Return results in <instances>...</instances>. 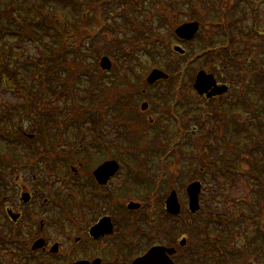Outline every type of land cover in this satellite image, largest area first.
<instances>
[{
	"label": "rangeland",
	"instance_id": "obj_1",
	"mask_svg": "<svg viewBox=\"0 0 264 264\" xmlns=\"http://www.w3.org/2000/svg\"><path fill=\"white\" fill-rule=\"evenodd\" d=\"M8 1L0 0V10L4 11L9 8ZM16 1L21 7L12 15L15 22H10L0 16V55L6 62L2 68H13L16 79L11 78L13 82L17 81L16 86L18 82L26 83V89L28 87L34 97L38 98V102L36 106H32L33 100L24 97L26 95L24 88L19 89L20 93L4 87L0 81V111L3 112V117H0V130L4 132L3 135L9 136L5 140L0 138V155L7 153V158L4 159L9 160L0 164V187L1 185L7 186L8 172L15 159H63L64 157L71 159H152L150 161L155 165L158 164V160L161 164L165 159L162 164L164 173L161 183H166L167 188L169 184H172L171 188L176 189L178 198L183 204L181 218L172 220L175 222L174 229L178 243L185 240L181 237L182 235L189 242L186 233L189 213L186 206L185 187L192 181L201 180L202 182L203 193L200 195V203L203 206L202 218H207L209 210L218 216H223L228 222L230 219H235L234 224L229 223V226H234L232 236H229V231H224L223 225L219 223L205 227L206 235L202 237L209 238L208 242L203 238L204 241L200 243L202 245L200 247L205 252L203 256L197 255V264L225 263L220 260L224 257L219 254L226 253V251L222 250L223 247L220 251L215 248L219 236L224 235L221 238L223 243L231 244L235 241L231 245L233 251H238V245L243 242L250 248V238L255 239L258 244L255 224L258 221L262 228V230L259 229V234L264 235V204L262 214L257 219L255 216L249 217V213L243 210L249 211L245 209V201L255 203L251 188L256 182L251 178L259 173L258 176L264 179V174L256 170V164L261 165L262 163V155L259 152L251 154L248 152V147L254 139L256 140L255 135L258 132L259 123L257 120L254 123L252 114L246 108L249 103L257 113L261 100L255 92V85L252 84L249 88L248 99L244 101L246 104L244 105L239 99L235 103L236 98L241 96L242 87H245L242 72L237 73L234 82L226 78L221 79L235 85L232 97L230 95L231 98L221 104L209 103L208 105V108L211 104L214 108L217 104H220L219 108L222 105L221 108H224L228 115L226 117L231 121L227 129L229 132H225L226 140L239 149L236 150L238 156L235 161L227 159V164L232 163L237 166L225 170L224 163L219 161L220 169L227 172L225 174L227 179L224 173L221 175V171H218L213 178L206 170L202 175V171L197 169L199 161L206 162L207 159H215L220 154L223 156L220 149L221 144L218 145L213 138L215 132L213 120L207 116L206 124L202 123L204 121L202 118L207 114L205 101L200 99L193 89L196 73L200 70L212 73L213 69L209 61L204 62L206 58H196L195 55L209 46L210 42L212 45L219 43L218 46H220L222 41L221 37L214 34L216 28L210 26L211 21L208 20L214 19L211 13L218 0H136V2L135 0H93L100 4L102 2V8L98 7L96 12L87 11L86 3L82 0H79L80 8L77 11L73 9L72 2L65 4L58 0H12V2ZM22 6H25V9L29 8L30 18L37 17L39 13L52 15L62 30H66L71 35L76 34L75 36L81 42V51L86 54L82 57V63L97 65L101 72L98 75L100 80L91 92V100L88 96L91 95L88 94L90 81L83 77L74 80L72 87L61 86L56 80L45 82L40 77H35L36 75L32 76L31 66L23 67L28 56L34 59L40 58L42 52L48 49V45H55L56 39L55 33L42 29L40 18L30 23L29 20H23ZM37 6L44 7L46 10L39 11ZM163 7L173 12L176 17L175 26L184 22L197 21L199 23L196 37L178 45L184 49L183 55L172 50L177 42L173 40L172 32H169L172 29L161 17ZM95 13L100 15L97 17L99 25L93 21V18H96ZM123 13L127 20L124 19ZM84 14L86 17L83 19ZM231 16L238 20L239 24L235 27L233 19L226 17L225 24L229 32L235 36L230 51L234 50L236 54H240L236 62L243 66L245 59L250 57L256 49V44L262 41V36H264V0H240L235 10H232ZM23 21L27 22L34 32H37V36H40L37 37L38 39L32 41L27 37L21 38L6 33L8 30L20 29L19 24ZM133 21L139 25L140 31L147 32V29L149 35L155 38L154 59L143 50L136 52L133 58L127 57L129 55L126 57L119 55L118 46L125 45L123 47L126 48L128 39H133L136 34L133 31L135 27ZM75 23L80 24L81 28L74 27ZM76 30L81 32L76 33ZM139 38L129 43L142 46L143 42ZM251 49L254 50L251 51ZM90 52H95V60L89 55ZM102 56L110 59L109 70L102 71L99 68V60ZM190 58L196 60L187 65L186 61L189 62ZM129 59L132 60L129 61ZM185 59L187 60L184 61ZM46 66L50 68L52 65L47 64ZM144 66L162 70L168 78L154 84H147L145 78L151 69H148L147 74L142 77L136 76L137 71L130 72L128 69V67L136 69ZM227 70L236 74L235 67H228ZM5 72L8 75L10 70H5ZM177 72L180 73L177 74ZM212 74L216 77V74ZM244 77L254 79L252 71L248 68L245 69ZM179 81L181 86L178 84ZM15 84L9 83L10 87H14ZM102 88H106L105 94H97ZM62 91L65 93L61 94ZM124 96H127L125 105H123ZM174 97L177 99L174 113L181 125L171 120L167 113V107ZM142 102L148 107L145 114L141 113ZM74 103L84 111L82 116L74 117L70 114V107ZM231 103L235 104L230 107ZM120 105H122V110L118 112L117 108ZM244 119L252 120L246 130H242L238 124ZM110 120L112 128L109 126ZM18 129L33 136L25 137ZM261 140L264 143V138ZM162 189L159 196L161 199L169 193L168 190ZM131 195H134L129 196L131 198H140L136 194ZM141 197L147 201L143 198L144 195ZM160 207H163L162 200ZM254 207L255 205H251V210ZM258 209L256 208L255 211L257 212ZM160 217L166 219L162 209ZM0 223V232L4 231L8 234L1 220ZM9 243L0 241V264H14L15 261L17 264L16 254L14 255L10 250L14 245ZM211 255L215 257L214 262H212ZM226 258L229 257L226 256Z\"/></svg>",
	"mask_w": 264,
	"mask_h": 264
},
{
	"label": "flooded vegetation",
	"instance_id": "obj_2",
	"mask_svg": "<svg viewBox=\"0 0 264 264\" xmlns=\"http://www.w3.org/2000/svg\"><path fill=\"white\" fill-rule=\"evenodd\" d=\"M173 40L175 45L190 41ZM216 78L227 91L210 98L198 95L207 109L203 124L208 115H214L208 110L209 103L221 104L234 93V84ZM123 98L125 105L127 96ZM176 100L172 99L167 113L181 125L174 113ZM221 107L217 104V112L225 113ZM147 108L142 102L141 113L145 114ZM117 109L120 112L122 105ZM109 126L112 128L111 120ZM150 160H13L7 186L0 187V220L8 230V234L0 232V241L14 245L10 250L16 254L17 264H133L157 246L174 248L175 252L168 255L174 264H192L193 252L187 239L181 245L175 236L172 220L177 216L166 210L169 194L175 191L177 198L178 194L172 184L167 188L161 183L165 159L161 164L158 160L157 165ZM162 188L169 192L163 199L159 198ZM131 194L140 198H131ZM185 196L188 202L186 191ZM161 209L166 219H161ZM191 217L189 214V225ZM256 238L258 244L249 239L250 248L243 242L238 251L221 252L224 259L220 260L225 261L223 264H264V235Z\"/></svg>",
	"mask_w": 264,
	"mask_h": 264
},
{
	"label": "trees",
	"instance_id": "obj_3",
	"mask_svg": "<svg viewBox=\"0 0 264 264\" xmlns=\"http://www.w3.org/2000/svg\"><path fill=\"white\" fill-rule=\"evenodd\" d=\"M3 1V0H2ZM45 1V0H44ZM62 3L68 4L70 2L73 3V9L75 11H77L80 6H79V0H58ZM86 3L87 6V11H93L96 12V9L99 7L102 8V2L101 4L98 2L96 3L93 0H82ZM138 1V0H137ZM240 0H218L217 5L214 7V10L211 13V16L213 15L214 19H208L210 22V26L215 27L216 31H214V34L221 37L222 41L220 43V46L217 45H212L211 42L209 43V46H206L204 49H202L199 53V57H201L203 59L206 58L204 60V62L206 63L207 61H209L211 63L212 66V73L216 74V76L218 77H222V78H226L228 81L230 82H234V80L237 78V73L239 74V72H242L241 76L242 81L244 83L243 86H245L244 88L242 87L241 89V96L239 97V100L241 102L244 103V105L246 104L244 101L248 99V94H249V88L255 85V92L256 94L260 97L261 103L259 105V109H257V113L254 111V108L252 105H250L248 103V106L246 108H248V110L251 112V117L252 120H254L256 123H259L257 128H258V132L255 135L256 140L254 139V142L248 147V152L251 154L253 152H259L262 155V163L261 165L256 164L257 167V171L261 172L264 174V143H262V138H264V36H262V41L258 42L256 45V49H251L252 54L250 55V57L246 58V62L243 64V66H241L240 63L236 62L237 61V57L240 54H236L234 50L230 51V46L231 44H234L233 39H235V36L232 35L229 30H228V26L225 24L226 22V17L233 19V17L231 16L232 10H235V7L237 6L238 2ZM19 2H12V0L8 1L9 4V8H7L6 10L2 11L0 10V16L5 17L6 19L10 20V22H15L12 15L14 13L15 10H19L20 9V4H18ZM81 4V3H80ZM99 4V5H98ZM23 10V20H29L30 22H33V20H36V18H40V22L42 24V29L43 30H47V32H51V33H55V45L51 46L48 45V49H46L45 52H42V55L40 58L38 59H34L31 56H28V59L26 61H24V68H28L29 66H31L32 69V76L35 77H40L43 81L45 82H50L53 80L57 81V84L61 85V86H69L72 87L74 80L76 79H80V78H85L86 80L90 81V88L88 89V95L90 96L89 99H92V91L94 90V87L96 86V84H98L100 78L98 75H100V70L97 68V65H86L84 63H82V57L85 54V52L81 51V42H79L80 40H78L77 36H75L76 34H68L66 30H62V28H60V26L56 23V21L54 20V16H48L45 13H39L36 16L37 17H31L29 15V8L25 9V6H22ZM100 8V9H101ZM37 9L39 11H43L46 10L44 7H40L37 6ZM141 13H143V11L139 10ZM94 16L96 18H93V21L99 25V21L97 20V17L100 16L97 13L94 14ZM86 17V14H84L83 19ZM123 17L125 20L126 17L123 14ZM161 17L165 20V23L169 25L170 29L173 28V26H175V18L174 14L172 11L169 10V8L167 7H163V12L161 14ZM207 19V17H205ZM131 20V19H130ZM129 20V21H130ZM213 20V21H212ZM233 23L235 25V27L239 24V21L236 19H233ZM21 26L20 29H14V30H8L6 31V33L8 35H17L21 38L27 37L29 40L35 41V39H38L37 37V32H34L32 30V28H29V25L27 24V22H24L22 24H19ZM133 25L135 26L133 31L135 34L133 39H128L127 42V50L126 48H124L123 46L125 45H119L118 49H119V55L123 56V57H129V58H133V56L135 55L136 52L143 50L145 52H147L151 58H155L154 55V43H155V38L151 35H149V31L146 29L147 32L144 31H140L139 29V25H137L136 23H134L133 21ZM75 26H79V28H81L80 24H74ZM143 29V28H142ZM137 31V32H136ZM77 32H81L79 30L75 31ZM170 32H172V30H170ZM259 36L260 34L257 33ZM40 37V36H39ZM137 37H140L139 40H142L143 45L142 46H138L136 44L131 45L129 42L134 41L137 39ZM75 38V39H74ZM77 38V39H76ZM162 40V39H160ZM145 41V42H144ZM142 42H135V43H142ZM219 42V41H218ZM131 45V46H130ZM130 46V47H129ZM153 46V47H152ZM225 46V47H224ZM93 52V51H91ZM89 53L90 56L93 57V59H96L95 56V52L94 53ZM239 52V51H238ZM241 52V51H240ZM234 53V54H233ZM242 53V52H241ZM132 59H129V61ZM6 62H4V57L2 58V56L0 55V81L2 83V85L8 88L13 89L14 91H18L21 93V90L24 88V93L26 95H24L25 98H31V100H33L32 106H36V103L38 102V98L34 97V95L28 90V87L26 89V83L23 82H18L16 86L15 82H13V80L11 78L15 79V70L12 69H4L2 68V66L5 65ZM47 64L52 65L50 68H47L48 66H46ZM129 66H131L130 64H128ZM156 66V65H155ZM228 67H235V72L236 74L234 75L233 73H231L229 70H227ZM245 67V68H243ZM47 68V69H46ZM248 68L252 71V75L254 76V79L252 80L251 77H244L245 76V69ZM130 72L133 71H137L136 72V76H145V74H147V70L151 69L144 66L141 68H132V67H128ZM186 69V68H185ZM184 69V70H185ZM5 70H10V73H8V75L6 74ZM183 72V71H182ZM181 72V75L183 74ZM61 73V74H58ZM180 72H177V74ZM176 74V75H177ZM58 75V76H57ZM247 78V79H245ZM245 79V80H244ZM12 82L14 85V87H10L9 83ZM68 87V88H69ZM19 89H21L19 91ZM32 89V87H31ZM28 90V91H27ZM33 90V89H32ZM34 91V90H33ZM106 91V88H102L97 94H105L104 92ZM252 91V90H251ZM23 92V91H22ZM65 93V92H64ZM63 91L61 92V94H64ZM27 96V97H26ZM40 100V98H39ZM26 101V100H25ZM96 101H99V99H96ZM232 105L230 107H232L234 105V103H231ZM93 106V105H92ZM220 106V104L218 105ZM217 107L214 108V105H210L209 109L210 112H212L214 115H212L211 119L213 120L214 123V140L218 143V145L221 146V152L223 153V156L220 154L218 156L215 157V159H207L206 162L204 161H199L200 164H198L197 169L201 170L204 168H207L208 172L212 175L213 178H215L216 174L218 171H221V175L222 173H224V177H226L225 174H227V172L225 170L228 169H232L235 165L232 163H228L227 164V159H234L233 161H235V158H237L238 156V152L236 151L237 147L232 146V144L226 140V136H225V132H229L227 131V129L229 128V125L231 123V121H229V118L226 117L228 115H226V113H219L216 110ZM87 110H89V108H85ZM86 110V111H87ZM2 110L0 111V117L2 116ZM70 114L75 116H82L84 114V111L80 109V106L77 105L76 103H74V105H71L70 107ZM210 115H208L209 117ZM257 118V119H256ZM250 119H244V121H242L241 123L238 122V124L240 125L242 130H246L247 126L250 125L251 121ZM227 126V127H226ZM1 129V128H0ZM3 130V129H2ZM18 131L20 132V134H22V129H18ZM24 132V131H23ZM3 131L0 130V138L2 140L8 139V137H6L5 135H3ZM250 134V132H249ZM222 141V142H221ZM223 143V144H222ZM236 151V152H235ZM7 158V153H5L4 155H0V164L3 161H9L8 159H4ZM219 161H222V163H224L223 168H225V172L222 171V169H220V165H219ZM237 166V164H236ZM235 166V167H236ZM255 167V168H256ZM259 173H256L255 176H253L251 179H253L256 183L254 184V186L251 188L252 191V195H253V200L255 201V203L249 202V201H245L246 206L245 209L249 210V211H245L244 212H248L249 213V217H256L260 218L261 214H262V206L264 204V179L260 176H258ZM228 177H226L227 179ZM257 202V204H256ZM244 204V203H243ZM251 205H255L254 209L251 210ZM256 208H259L258 211L256 212ZM202 212L203 209L201 208L200 211H198L197 213L193 214L191 217V224L189 225L187 223L188 229H187V234H188V244H190L193 255H192V264H197V258L199 255L203 256L205 250L202 249L200 246V243H202V240L204 237V235H206V228L205 227H210V225H216L217 223L223 225L224 227V231H229V236H232L233 234V227L234 226H229V223L234 224L235 220L233 221L232 219H230V222H219L217 217L215 216L216 213H213L212 211H207L208 215L207 218L204 219L202 218ZM256 212V214H255ZM255 214V215H253ZM251 217V218H252ZM257 224V225H256ZM255 224V232H256V236H263L262 234H259V229L262 230V228L260 227V225L258 224V221ZM227 228V229H225ZM257 229V231H256ZM223 230V228H222ZM260 230V231H261ZM223 236H219L218 239L216 240V245L215 248L219 249V251L221 250V248L223 247L222 250H226L227 252L229 251H233V249L231 248V245L233 243H229V242H224L221 241ZM208 238H204V240H206L208 242ZM203 240V241H204ZM208 252V251H207ZM206 254V253H205ZM207 256V255H205ZM215 261V258L212 260V262Z\"/></svg>",
	"mask_w": 264,
	"mask_h": 264
},
{
	"label": "water",
	"instance_id": "obj_4",
	"mask_svg": "<svg viewBox=\"0 0 264 264\" xmlns=\"http://www.w3.org/2000/svg\"><path fill=\"white\" fill-rule=\"evenodd\" d=\"M199 29V23L196 21L187 22L179 25L175 29V33L182 39H190L195 36ZM174 49L180 53L184 51L176 46ZM99 67L102 70H109L111 67V61L107 56L100 58ZM168 75L162 70L157 68L152 69L147 75L146 82L152 84L157 80L167 79ZM194 89L199 95L206 94V97L210 98L215 95L222 94L227 91L225 85H217L216 80L212 74L206 73L204 70H200L195 75L193 83ZM201 192V184L199 181L190 183L186 188L188 196V208L190 212L195 213L200 209L199 194ZM166 210L170 214H178L180 212V204L178 202L175 191H172L166 199ZM184 240L180 242L184 245ZM174 248H165L163 246H157L150 249L143 257L134 262L133 264H174L169 258V254L174 253Z\"/></svg>",
	"mask_w": 264,
	"mask_h": 264
}]
</instances>
